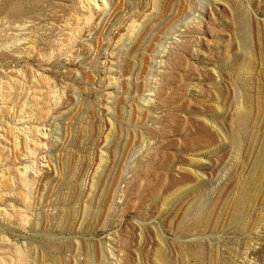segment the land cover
<instances>
[{
  "label": "rangeland",
  "instance_id": "rangeland-1",
  "mask_svg": "<svg viewBox=\"0 0 264 264\" xmlns=\"http://www.w3.org/2000/svg\"><path fill=\"white\" fill-rule=\"evenodd\" d=\"M0 264H264V0H0Z\"/></svg>",
  "mask_w": 264,
  "mask_h": 264
}]
</instances>
